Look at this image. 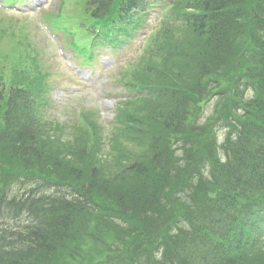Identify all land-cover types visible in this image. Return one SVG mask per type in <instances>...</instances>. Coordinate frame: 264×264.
<instances>
[{"label":"trees","instance_id":"trees-1","mask_svg":"<svg viewBox=\"0 0 264 264\" xmlns=\"http://www.w3.org/2000/svg\"><path fill=\"white\" fill-rule=\"evenodd\" d=\"M144 2L89 0L107 22ZM168 3L123 77L138 95L118 108L107 160L96 114L47 115L24 78L34 48L4 59L0 264H264L249 237L264 223V0Z\"/></svg>","mask_w":264,"mask_h":264},{"label":"rangeland","instance_id":"rangeland-1","mask_svg":"<svg viewBox=\"0 0 264 264\" xmlns=\"http://www.w3.org/2000/svg\"><path fill=\"white\" fill-rule=\"evenodd\" d=\"M62 0H41L44 4L46 14H55ZM64 9L74 13L75 6L74 0H63ZM152 15L149 16L148 24L145 29L138 31L137 36L122 48L112 52L108 48H95L93 53L96 55L95 60L91 66H82L80 58L76 57L74 52L68 48H64L68 44V37L61 33H55L59 42L65 51L70 55L73 61L81 68L90 69L95 75V80L92 84L87 83L84 79L74 78L64 67L61 59L58 57L55 43L50 41L43 33H41L40 25L34 21V16L21 17L22 15H14L12 13L0 12V21L3 20L2 27L11 28L10 23H15L16 28H22L28 34L30 40L37 44L41 49H45L47 54L52 57L54 55L55 63L51 66L52 76L50 78V85L52 87V100L53 105L48 110V114L59 115L62 113H69L72 116L73 111L83 109L97 114L99 119V126L102 132V154L99 159L107 160L109 157L106 154L109 143L106 139L110 138L111 119L114 116L115 101L126 95L120 84L114 82L117 73L121 72L130 62L138 58L144 46V37L149 35V32L155 28L160 17V12H157L156 7H152ZM46 23V21H44ZM37 23V24H36ZM47 24V23H46ZM48 41H45V39ZM48 44H47V43ZM49 46V48H46ZM85 69V70H87ZM100 92H105L106 98L99 97ZM214 101L206 106L203 118H209L213 114ZM89 112V113H90ZM72 121V117L61 116L62 121ZM219 143L223 139L224 131L221 129L216 132ZM128 150L139 152L136 146H129ZM13 192L17 191L13 187ZM249 264H261L258 260L250 262Z\"/></svg>","mask_w":264,"mask_h":264}]
</instances>
